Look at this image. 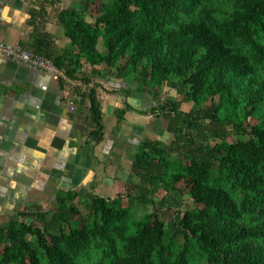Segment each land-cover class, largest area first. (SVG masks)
<instances>
[{
    "label": "trees",
    "instance_id": "16d2710c",
    "mask_svg": "<svg viewBox=\"0 0 264 264\" xmlns=\"http://www.w3.org/2000/svg\"><path fill=\"white\" fill-rule=\"evenodd\" d=\"M91 1L95 24L67 26L75 68H62L46 35L22 48L84 87L94 145L103 115L82 63L129 79L127 96L146 95L143 115L164 121L173 140L139 143L127 195H87L82 214L77 196L59 194L50 212L26 209L0 227V264H264V0ZM186 199L192 211H182ZM133 205L152 211L136 219Z\"/></svg>",
    "mask_w": 264,
    "mask_h": 264
},
{
    "label": "crops",
    "instance_id": "0c3cea01",
    "mask_svg": "<svg viewBox=\"0 0 264 264\" xmlns=\"http://www.w3.org/2000/svg\"><path fill=\"white\" fill-rule=\"evenodd\" d=\"M1 1V42L22 48L36 33L46 35L62 68H75L70 61L78 48L66 36L67 26H93L96 1L60 0L47 7V0ZM97 52H105L101 40ZM80 75L98 86L104 130L97 145L89 140L87 104L82 109L78 103L85 90L80 82L54 81L0 56V227L26 209L50 212L59 194L77 196L76 206L90 194L124 196L136 183L130 170L154 121L143 115L150 100L144 94L127 96L133 89L129 79L104 65L82 63ZM120 109L126 113L118 123L114 114Z\"/></svg>",
    "mask_w": 264,
    "mask_h": 264
},
{
    "label": "built area",
    "instance_id": "2783aa9c",
    "mask_svg": "<svg viewBox=\"0 0 264 264\" xmlns=\"http://www.w3.org/2000/svg\"><path fill=\"white\" fill-rule=\"evenodd\" d=\"M4 5L0 0V15L3 12ZM0 56L11 61L14 64L22 65L30 70L49 75L54 81L61 78V72L50 61L27 52L19 45H12L0 41ZM69 109L74 112L75 105L70 102Z\"/></svg>",
    "mask_w": 264,
    "mask_h": 264
},
{
    "label": "rangeland",
    "instance_id": "374dc122",
    "mask_svg": "<svg viewBox=\"0 0 264 264\" xmlns=\"http://www.w3.org/2000/svg\"><path fill=\"white\" fill-rule=\"evenodd\" d=\"M164 92H165V95L168 96L169 98H172V99L177 98L178 99V96L176 95L175 92L163 90V93ZM165 95H164V97H165ZM164 97H162V98H164ZM190 107H191L190 105L184 104L182 106V110L186 112L189 110ZM152 122L153 123H151L152 124L151 125V131L148 132L149 133V136H148L149 139H156V140L161 141L163 143L169 144L173 140V137L166 133L167 124L164 121H158V122L152 121ZM253 124H254V122H253ZM149 125H150V123H149ZM236 141H237V139L234 136H231L230 138L227 139L228 143H235ZM174 159H176V157ZM84 202H86V201L84 200ZM122 205L123 206L127 205L126 198L122 199ZM77 208L82 214H86L84 204H79ZM192 210H193V206H192L191 202L188 199H186V202L182 208V211L184 212V211H192ZM133 211H134L135 218L140 219L143 215L150 213L152 211V207H150V206H141L140 207L137 205H133ZM24 221L28 225L33 224V221L30 218H26V219H24ZM35 226H37L38 228L40 227L37 224H35ZM0 252H1V248H0Z\"/></svg>",
    "mask_w": 264,
    "mask_h": 264
}]
</instances>
